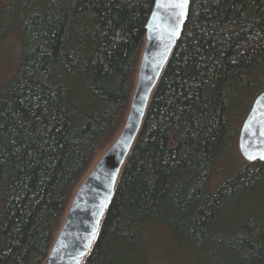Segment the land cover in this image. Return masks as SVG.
<instances>
[{"label":"trees","instance_id":"trees-1","mask_svg":"<svg viewBox=\"0 0 264 264\" xmlns=\"http://www.w3.org/2000/svg\"><path fill=\"white\" fill-rule=\"evenodd\" d=\"M5 1L0 34L24 45L0 94V264H45L121 129L155 0ZM260 86L264 0H192L82 264H264V163L208 189L236 104Z\"/></svg>","mask_w":264,"mask_h":264},{"label":"water","instance_id":"water-1","mask_svg":"<svg viewBox=\"0 0 264 264\" xmlns=\"http://www.w3.org/2000/svg\"><path fill=\"white\" fill-rule=\"evenodd\" d=\"M174 3L175 0H155L146 25L145 46L126 119L117 137L74 194L45 264H82L98 237L122 167L141 130L152 93L188 21L192 0H188L183 8L173 6ZM262 121L264 91L256 97L239 134V149L248 163H264L261 159L264 137L259 135Z\"/></svg>","mask_w":264,"mask_h":264},{"label":"rangeland","instance_id":"rangeland-1","mask_svg":"<svg viewBox=\"0 0 264 264\" xmlns=\"http://www.w3.org/2000/svg\"><path fill=\"white\" fill-rule=\"evenodd\" d=\"M0 2L2 4H5L7 1L1 0ZM23 45H24V38L17 29L8 30L4 34H0V94H1V91L5 89L7 86H9L11 82L14 80V78L16 79L17 77V72H18L20 62L22 59ZM138 66L139 64L137 65V69L134 74L133 87L131 90L129 105H130L131 97L133 95V91L135 88V83H136L137 73H138ZM6 89H8V87ZM262 90H264V86H260L248 92L242 98V100H240L236 104L232 112V117H231V122L235 130V136L233 138V145L229 147L223 153L224 155H223L222 160L217 165L215 172H213L211 176L210 182L208 184L209 190L213 191L217 189L222 182L231 178L237 171L242 169L247 164V160L243 157L239 149V134H240L242 125L244 121L246 120L252 108V105L256 99V96ZM129 105H128L124 120L122 122L121 128L126 119V115L129 111V107H130ZM117 134L104 148L97 151V153L95 154L94 160L92 161L88 171L86 172L85 175H83L82 179L80 180V182L77 184L76 188L74 189L72 197L74 196V194L76 193V191L78 190L82 182L87 178V176L93 170V168L95 167L97 162L100 160V158L104 155V153L110 147L113 140L117 137ZM70 203L68 204L67 209L63 215L61 225L65 219Z\"/></svg>","mask_w":264,"mask_h":264},{"label":"snow or ice","instance_id":"snow-or-ice-1","mask_svg":"<svg viewBox=\"0 0 264 264\" xmlns=\"http://www.w3.org/2000/svg\"><path fill=\"white\" fill-rule=\"evenodd\" d=\"M188 3V0H175V3L173 4V6L175 7H179V8H183L184 6H186ZM183 14V13H181ZM253 135H256V133H252ZM259 135L261 137H264V121H262V126H261V130L259 132ZM255 158V157H253ZM261 159H264V156H261Z\"/></svg>","mask_w":264,"mask_h":264}]
</instances>
